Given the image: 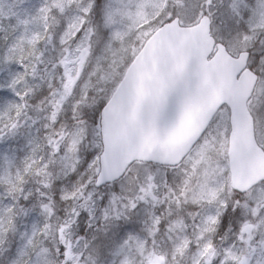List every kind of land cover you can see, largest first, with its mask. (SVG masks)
I'll use <instances>...</instances> for the list:
<instances>
[{
	"label": "snow or ice",
	"instance_id": "obj_1",
	"mask_svg": "<svg viewBox=\"0 0 264 264\" xmlns=\"http://www.w3.org/2000/svg\"><path fill=\"white\" fill-rule=\"evenodd\" d=\"M0 264H264V0H0Z\"/></svg>",
	"mask_w": 264,
	"mask_h": 264
}]
</instances>
